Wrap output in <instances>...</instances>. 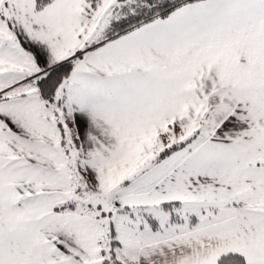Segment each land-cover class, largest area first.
Segmentation results:
<instances>
[{
	"label": "snow or ice",
	"instance_id": "1",
	"mask_svg": "<svg viewBox=\"0 0 264 264\" xmlns=\"http://www.w3.org/2000/svg\"><path fill=\"white\" fill-rule=\"evenodd\" d=\"M0 264H264V0H0Z\"/></svg>",
	"mask_w": 264,
	"mask_h": 264
}]
</instances>
